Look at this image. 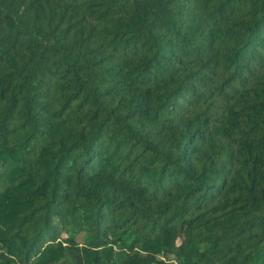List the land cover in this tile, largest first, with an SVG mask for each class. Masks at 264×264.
<instances>
[{
	"label": "trees",
	"instance_id": "16d2710c",
	"mask_svg": "<svg viewBox=\"0 0 264 264\" xmlns=\"http://www.w3.org/2000/svg\"><path fill=\"white\" fill-rule=\"evenodd\" d=\"M0 264H264V0H0Z\"/></svg>",
	"mask_w": 264,
	"mask_h": 264
}]
</instances>
